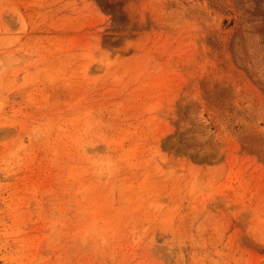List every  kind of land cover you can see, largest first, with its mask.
<instances>
[{
    "label": "rangeland",
    "instance_id": "374dc122",
    "mask_svg": "<svg viewBox=\"0 0 264 264\" xmlns=\"http://www.w3.org/2000/svg\"><path fill=\"white\" fill-rule=\"evenodd\" d=\"M0 264H264V0H0Z\"/></svg>",
    "mask_w": 264,
    "mask_h": 264
}]
</instances>
